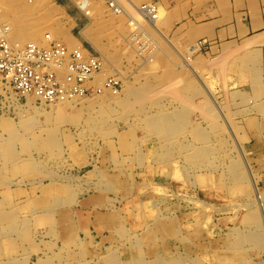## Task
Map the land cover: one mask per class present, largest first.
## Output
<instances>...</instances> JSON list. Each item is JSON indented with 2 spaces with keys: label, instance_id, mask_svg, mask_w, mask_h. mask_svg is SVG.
Returning <instances> with one entry per match:
<instances>
[{
  "label": "rangeland",
  "instance_id": "374dc122",
  "mask_svg": "<svg viewBox=\"0 0 264 264\" xmlns=\"http://www.w3.org/2000/svg\"><path fill=\"white\" fill-rule=\"evenodd\" d=\"M10 1L13 2L3 0L6 3ZM76 1L78 0H51L50 13L66 33L72 32L74 36L80 38L81 28L90 20L76 5ZM249 1L258 11L264 9V0ZM3 2L0 6L4 4ZM161 3L168 13H174L173 10L177 13L172 15L167 29L162 28L167 39L163 40L153 33L162 52L155 53L157 48L153 46L152 56L146 60L139 59L137 52L126 46L122 36H127L128 31H123L122 28L120 33L123 35L120 36L118 33L111 35L108 32L110 28L106 30L99 26L100 44L115 53L113 61L116 68L123 71L125 76H129L122 95L126 93L129 96L131 89L149 82V75L155 80L165 71L163 60L169 61L175 68L179 64L182 65L178 52L187 54L195 39L202 42L201 51L219 55L222 53L223 44L226 43L225 38L230 33L233 34V30L225 29L222 32V39L219 40L215 37L214 27H208L209 20L217 19L215 25H225L227 19L231 21L236 17L239 24L241 21L246 23L248 16L252 17L253 12L250 5L249 15L244 17L237 14L229 15L225 19L227 11H224L222 0H161ZM54 21L52 24H44L41 34L51 29ZM73 22H76V26L71 29ZM198 26L208 27V30L193 38L191 33L194 27ZM260 29L264 30V26L261 25ZM252 33L254 32L250 34ZM81 44L88 51L100 56V52L88 42L82 40ZM255 49H259L261 64L264 67V46ZM204 55L206 54L200 52L193 57ZM194 68L199 73V70ZM200 74L206 84V90L210 92V103L214 106V102H217L219 110L225 113L226 120L220 117L221 123L225 125V129L228 130V127L233 129L241 142L244 157L229 133L213 130L202 116L193 112L192 121L199 123L209 138H203V141L195 140V130L193 132L190 125L185 127L186 133L178 137L179 141L174 146L170 159L182 167L186 174L184 179L166 178L162 175L157 158L150 154L149 146H146L152 144L150 139L160 145L161 139L156 135L151 136L149 129L145 130L140 126L136 120L137 107H131L128 96L122 104L114 98L113 107L117 113L116 132H112L113 127L106 124L94 125L95 127L101 125L103 131L92 128L89 126L92 120L87 119H83L79 125H73L68 120L69 115H64L67 118L65 120H62L61 116L47 120L45 115L41 114L35 124L22 126L16 122L20 118L16 105L0 102V206H7L8 210H18L17 217L20 220L17 222L18 229L0 235V242L3 241L7 247L8 254L5 257L14 255L11 257L19 258L26 264H127V261L130 263L131 251L134 250L137 253V264L140 263L138 257L140 259L143 257L144 261L150 264L151 258L155 257V250L164 249L165 245L170 244L171 252L174 253V258H177L174 261L179 264L183 254L192 258H195L194 255L198 256L200 252L197 245L208 240L205 235L200 237L195 231L176 237V226L188 224L187 220L181 219L186 214H190L195 223L208 219L211 227L207 237L210 239L212 236L215 244H221L225 236L239 235L234 228L242 227L249 236L251 227L260 219L261 208L256 201L253 202L247 195L243 199L230 196L225 181L212 182L206 187L194 186L193 182L200 174L224 178L228 168L240 162L247 174H250L249 168L254 181L264 193V114L260 112L259 106L262 102L245 99L246 96L251 97L253 94V84L250 83L251 79L245 77L244 72L243 77L239 79L243 83L226 89L227 92L220 84H209L201 71ZM191 78L202 89L194 75L191 74ZM162 103L168 111L174 110V106H180L179 103L173 102L170 96ZM22 104L26 105V100H22ZM37 106L49 109L39 104ZM151 109L157 111L154 105ZM110 113L114 114L112 111ZM3 116L13 119L12 122H6V119H2ZM250 117L257 121L255 131L248 124ZM124 131L129 132L128 142H132L134 138L147 137L149 143L142 145L146 153L144 159H140L134 151L123 148L118 138ZM51 135L59 146L45 144L52 138ZM185 141L202 147L208 146L210 142L215 156H219L220 159L212 158L218 159L212 167L208 164L195 166L180 145L185 144ZM152 167L155 174L151 173ZM113 178L119 179L124 186L133 187L131 193L126 189L115 188L109 181ZM248 184L252 189V184L245 181L242 184L231 183V187L245 189ZM66 186L69 191L65 195ZM53 194L65 195L61 208L72 209L74 221L65 223L60 220L55 223V218L59 217L52 214L54 209L50 210ZM135 195L137 199L131 202L132 209L141 202L151 203L156 197L155 205L159 204L160 209L167 212L166 214H175L169 216L171 219L174 217V220H160L155 231H152L156 236V243L159 237L158 246L153 245L150 234L148 235L149 224H155L151 212L148 213L151 221H146L143 212L133 215L126 210L130 198ZM200 200L211 206L199 205ZM114 209L117 210V214L112 212ZM250 213L252 214L248 215ZM140 216L143 217L139 219ZM119 221L121 222L118 224ZM23 222L27 223L24 224L26 225L24 228ZM127 232L133 234V237L130 238ZM74 233L77 237L75 245H72L67 235ZM247 238L246 259L264 264V248L252 246L253 240ZM89 248L93 249L91 254L88 253ZM72 249L77 253L75 261H72L68 254ZM114 249L118 251V262L109 259L114 256L112 253ZM217 251L218 248L212 246L210 252L214 256L205 258L204 262L212 264L210 262L215 261Z\"/></svg>",
  "mask_w": 264,
  "mask_h": 264
},
{
  "label": "bare ground",
  "instance_id": "6f19581e",
  "mask_svg": "<svg viewBox=\"0 0 264 264\" xmlns=\"http://www.w3.org/2000/svg\"><path fill=\"white\" fill-rule=\"evenodd\" d=\"M222 1L224 11L226 12L228 7L227 1ZM2 2L3 0H0V3ZM3 3L4 4L0 6V23L4 25L5 36L12 45H26L29 42H41L48 36L56 43L64 44L69 52L76 50L85 52L87 49L81 44L82 40H84L100 52L99 58L102 62L99 71L92 75L87 82V85L93 88L92 91L82 95H71L65 99L51 103L40 101L39 97L35 94H19L11 87H0V102L16 105L17 114L20 117L16 122L22 126H29L35 124L37 117L41 114H44L47 120H53L60 116L62 120H65L67 118L64 115H69L68 120H70L73 125H79V122L83 119H87L92 120L89 122L90 127L103 131L101 125L98 127L94 125L106 124L113 127L112 132H116L115 117L117 118L116 110L113 107V101L115 100L114 98H117V100H119L118 102L122 104L127 98L128 95L126 93L122 95V92L129 76H125L123 71L116 68V64L113 61L115 53L108 50L106 46L100 44L99 37L101 31L99 26L106 28V30L110 28L108 32L111 35L114 33H118L120 36L123 35L120 33L122 28L123 31H128L127 36H122L126 41V46L136 51L139 59L146 60V58L152 56V52L154 51L153 46L157 48L155 53L162 52L153 33L160 36L162 39H167L166 32L163 31L162 28L167 29L172 20V15L177 13L175 10H173L174 13H168L167 9L163 7L161 0H78L76 1V5H78L79 9L90 22L81 28L80 38H77L72 32L66 33L63 27L54 21V16L50 13L52 9L51 0H13V2ZM253 7L255 6L251 4L253 10L252 23L256 32L243 38L240 43H237L234 39H225L226 43L223 44L222 53L215 55L212 54L213 52L204 53L201 51L202 42H199V39L197 41L195 39V43L190 46L187 54L178 52L182 65L179 64L177 68H175L169 61L163 60L165 68L163 73L159 74L155 80L151 78L152 75H149V82L131 89V94H129L128 97L131 100V107H137V122H139L140 126L145 130L149 129L151 136L156 135L161 139L160 145L157 144L155 140L150 139L152 144H147L146 146H149L150 154H152L155 159L157 158V165L160 167L162 175L166 178L178 177L184 179L186 177L182 167L171 160L170 156L173 154L174 146L179 141L178 137L186 133L185 127L187 125L192 126L193 132L195 130V140L203 141V138L208 137L206 133V135L204 134L203 128L199 123H194L192 121L191 113L193 112H197L202 116L213 130H221L222 132H227V134L229 133L232 141L235 143L236 147L240 149V153L244 157V153L241 151V142L236 137L233 129L228 127L227 130L224 128L225 125L221 123L220 117L226 120L225 113L219 110L220 108L217 106V102H214V106L210 103L211 95L210 92L206 90L207 87L201 77L200 71L207 78V80H205L209 84H220L225 92H227L226 89L243 83L239 79L243 77L242 72H244L245 77L251 79L250 83L253 84V94H251V97L246 96L245 99H247V101L255 100L257 102H262L259 106L261 108L260 112L264 114V67L263 64H261L259 49H255V47L260 48L264 46V30L260 29V26H264V23L261 20L260 11ZM56 20L58 19L56 18ZM53 21L54 24L52 28L44 34H41L42 26L44 24H52ZM194 25L196 26V24ZM75 26L76 22H73L70 27L72 29ZM207 30L208 27H194L191 36L194 38V36L205 33ZM220 46H222V44ZM200 52L206 55L198 58L193 57ZM55 64L60 63L55 62ZM194 67L199 70V73ZM191 74L200 82L202 89L193 82ZM111 77L118 80V84L115 85V87H107L101 84L102 80ZM64 78H67V68L62 64L59 68L58 80ZM94 88H96V90ZM202 90H204V92ZM169 96L173 102L180 104V106H174V110L172 109L170 111H168L162 103L165 102V98ZM22 100H26V105L22 104ZM37 104L42 107H48L49 109L40 108ZM153 105L157 111L151 109ZM175 109H177V111H175ZM110 111L114 114H111ZM2 119H6V122H12L11 120H13L9 119L7 116H3ZM254 120L255 119L252 117L248 118V124L255 131L257 128V121ZM128 135L129 132L124 131L118 138L123 148L127 151H134L140 159H144L146 153L142 145L149 143V140L147 137H142L134 138L132 142H128ZM51 137L52 138L45 144L59 146V143L53 140L54 136L51 135ZM191 143L192 142H186L180 145L183 146L188 156L191 157L195 166L208 164V166L212 167L215 160H218L212 158L217 157L220 159L219 156H215V151L211 147L210 142H208V146L205 147L194 146ZM166 156L167 158H165ZM233 165L234 166L228 168V172H226L224 178L217 175L213 177L201 174L198 175L193 182L194 186L201 185L206 187L212 182L225 181L228 187L227 192L230 196L243 199L247 195L253 202L256 201L258 205H260L261 213L259 221L255 222V225L251 227V234L249 236L246 235L247 231L242 227L234 228L239 235L235 237H232V235L225 236L221 244H215L212 240V236L210 239L207 237L209 227H211L208 219L204 222L199 221L195 223L192 221L191 215L186 214L184 217H181V219L184 218V220H187L188 224L182 225V227L181 225L176 226V237L179 238L180 236H185L189 231H195L200 237L205 235L208 240L197 245L198 251L200 252L198 256L194 255L193 257L195 258H192L189 255L183 254V259L179 264H207L204 260L213 255V253L210 252L212 246L217 247L219 250L217 251L215 261L210 262L212 264H258L246 259L248 254L247 237L253 240L252 246L264 248V193L261 192L260 188L257 186L249 168L248 171L250 174H247L245 167H243L240 162L234 163ZM151 173L155 174L154 167H152ZM109 181L118 190L126 189L131 193L133 187L124 186L119 179L113 178L109 179ZM243 181L252 184V189L248 187L249 184L245 189H241V187H231V183L235 184L236 182H241L242 184ZM68 191L69 188L66 186L65 195ZM65 195H52V208L50 210L54 209L52 214H56V216L59 217V219L57 217L55 218L56 224L60 220L65 223L74 221L72 209L61 208ZM136 199L137 195L130 198L126 205V210L130 211L133 215L143 212L146 221H151L148 216L149 211L151 212L155 218L153 221L155 224H149L151 232L149 231L148 235L150 234L149 236L153 241V245L158 246L159 237L156 243V236L152 231H155L156 225L160 220H174V217L173 219H171V217L175 214H166L167 212L160 209L159 204L155 205L156 197L151 203L146 202L145 204L141 202L135 209H132L131 202ZM198 204H207L211 206L209 203L201 200ZM6 208L7 206H0V235L1 233L5 234L18 229L17 222L20 221L17 217L18 210H8ZM42 210L45 212L44 209ZM112 212L117 214L116 209ZM251 214L252 213L248 215ZM142 217L143 216H140L139 219ZM120 222L121 221H119L118 224ZM25 223L26 222H23V228L26 226L24 225ZM119 227L121 226L119 225ZM254 227H258V229H254ZM127 233L130 238L133 237V234ZM76 237L77 235L75 233L67 235L72 245H75ZM87 245L91 246L92 244L87 243ZM170 248L171 245L168 244L165 245L164 249L155 250V257L151 258L150 264H178L174 261L177 260V258H174L175 255L171 252ZM93 249L95 250V246H93ZM93 249L89 248L88 253L91 254ZM0 250L2 251V253H0V264H26L20 261L19 258L11 257L14 255L6 258L5 256L8 252L3 241L0 242ZM112 253L114 256L109 259L118 262V251L114 249ZM68 254L72 261L77 260V253L73 249ZM136 256L137 253L132 250L130 263L127 261V264H137ZM138 261L140 262L139 264H149L144 261L143 257H141V259L138 257Z\"/></svg>",
  "mask_w": 264,
  "mask_h": 264
},
{
  "label": "built area",
  "instance_id": "2783aa9c",
  "mask_svg": "<svg viewBox=\"0 0 264 264\" xmlns=\"http://www.w3.org/2000/svg\"><path fill=\"white\" fill-rule=\"evenodd\" d=\"M4 30L0 23V87H11L19 94H35L46 103L93 90L87 82L101 67L98 55L88 50L69 52L64 44L48 36L41 42L12 45ZM62 64L67 68V78L58 80ZM101 84L115 87L118 80L111 77Z\"/></svg>",
  "mask_w": 264,
  "mask_h": 264
},
{
  "label": "crops",
  "instance_id": "0c3cea01",
  "mask_svg": "<svg viewBox=\"0 0 264 264\" xmlns=\"http://www.w3.org/2000/svg\"><path fill=\"white\" fill-rule=\"evenodd\" d=\"M227 1V12H226V16L225 19H227L229 15H236L240 16V17H244L249 15L250 13V8L248 6L251 5L249 0H226ZM261 14V20L264 23V9L260 11ZM230 20V19H229ZM227 19L225 25H218L216 23L217 19H210L209 23L210 25H208V27H214L215 30V34H216V38L221 40L222 39V32L226 29L227 30H233V34H229L227 35V38L225 39H230V40H235L237 41V43H240L242 41L243 38L247 37L248 35H250L251 32H256L254 27H253V23H252V17L248 16V21L245 23L243 21L240 22V24L237 21V18L234 17L233 19H231V21H229ZM229 21V23H228ZM228 23V24H227ZM215 38V39H216Z\"/></svg>",
  "mask_w": 264,
  "mask_h": 264
}]
</instances>
